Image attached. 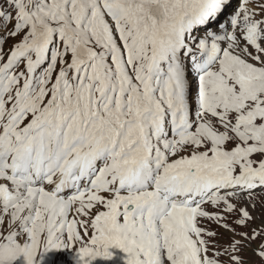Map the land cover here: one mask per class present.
<instances>
[{
	"label": "snow or ice",
	"instance_id": "snow-or-ice-1",
	"mask_svg": "<svg viewBox=\"0 0 264 264\" xmlns=\"http://www.w3.org/2000/svg\"><path fill=\"white\" fill-rule=\"evenodd\" d=\"M258 196L264 0H0V264H264Z\"/></svg>",
	"mask_w": 264,
	"mask_h": 264
},
{
	"label": "rangeland",
	"instance_id": "rangeland-1",
	"mask_svg": "<svg viewBox=\"0 0 264 264\" xmlns=\"http://www.w3.org/2000/svg\"><path fill=\"white\" fill-rule=\"evenodd\" d=\"M236 2V0H234V3ZM250 211H252V214L254 217H256V219L252 222V227L255 228H259L261 226V221H264V211H262V205H261V201L259 199V196L257 198V208L255 210L249 209ZM210 227L215 228L214 225H210ZM238 231H247V229H238ZM228 236L226 234H224L222 236L221 242H226L228 240ZM259 241H256L253 243V247H255V244L258 243ZM245 256L248 260L250 261H255V258L252 256L251 254V250H248L245 253ZM256 264H258V262H256Z\"/></svg>",
	"mask_w": 264,
	"mask_h": 264
}]
</instances>
